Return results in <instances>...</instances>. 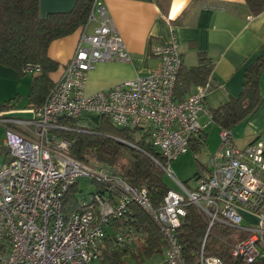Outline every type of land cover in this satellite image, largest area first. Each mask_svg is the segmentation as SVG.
I'll use <instances>...</instances> for the list:
<instances>
[{
	"label": "built area",
	"instance_id": "2783aa9c",
	"mask_svg": "<svg viewBox=\"0 0 264 264\" xmlns=\"http://www.w3.org/2000/svg\"><path fill=\"white\" fill-rule=\"evenodd\" d=\"M151 54L158 63L146 76H136L92 94L85 93L88 72L98 62L130 61L106 7L93 0L76 46L63 71L49 88L41 105L29 118L0 117L4 125L6 160L0 163V264H91L99 261L106 225L136 204L158 226L165 243L160 264H185L178 228L193 205L214 224L244 230L248 235L232 250L243 263L264 259V134L238 147L231 130L220 128V145L209 158L207 175L189 186L175 178L171 161L189 149L190 139L201 131L199 115L211 120L205 97L211 78L177 100L174 88L183 65L173 36L154 43ZM40 71L26 64V74ZM98 115L117 128L147 133L160 158H149L171 176L179 191L170 189L155 206L146 187H134L103 165L90 166L70 154L71 143L59 136L60 117ZM90 119V118H89ZM126 144L132 143L121 140ZM80 177L102 184L105 193L81 201L64 211V199ZM252 216L254 223L246 221ZM246 222L244 224L243 222ZM116 233L121 243L140 244L137 233ZM200 264H224L201 249Z\"/></svg>",
	"mask_w": 264,
	"mask_h": 264
},
{
	"label": "trees",
	"instance_id": "16d2710c",
	"mask_svg": "<svg viewBox=\"0 0 264 264\" xmlns=\"http://www.w3.org/2000/svg\"><path fill=\"white\" fill-rule=\"evenodd\" d=\"M91 2L92 0H77L67 11L49 12L46 16H41L39 0H0V64L23 75L26 74L23 72L26 64L40 67V71L30 74L28 98L34 103V107L44 101L54 82L50 73L58 67V63L48 56L50 43L81 28L87 20ZM245 4L251 14L264 10V0H245ZM263 68L264 57L253 60L246 68L239 95L210 109L211 121L219 128L231 130L238 122L256 112L263 101L259 89ZM209 77L210 59L200 54L196 65H182L174 88L175 98H184ZM13 98L0 103V110L10 108L12 101L16 100ZM81 120H87V124L84 125ZM59 122L67 129H58L56 132L70 141V154L73 158L90 166L103 165L130 185L146 187L155 206L163 203L170 188L164 180L165 173L161 167L147 154L160 158L158 151L152 148L147 133L140 136L136 130L117 128L105 118H100L97 124L88 118L70 117H60ZM121 140L133 145L123 144ZM204 143V136L192 137L189 148L200 149ZM2 148L0 146V150ZM197 178L198 173L195 175V179ZM95 184V190L82 199L76 197L74 191L78 188L73 185L63 201L64 211L77 209L81 201L94 200L95 194L103 195L105 190L102 184ZM207 225V218L202 212L193 205L186 206V215L177 230L185 264H200L201 249L204 255L218 256L224 264H245L232 255V250L248 233L223 224H214L207 230ZM121 229L124 236L134 232L144 241L141 244L121 243L115 236ZM164 247L158 226L136 204L130 202L128 209L106 225L99 248V264H144ZM249 264H264V259H257Z\"/></svg>",
	"mask_w": 264,
	"mask_h": 264
},
{
	"label": "crops",
	"instance_id": "0c3cea01",
	"mask_svg": "<svg viewBox=\"0 0 264 264\" xmlns=\"http://www.w3.org/2000/svg\"><path fill=\"white\" fill-rule=\"evenodd\" d=\"M76 1L39 0V14L46 16L49 12L67 11ZM98 1L110 14L130 55V61L98 62L88 72L86 94L109 89L136 76L148 75L158 63L157 58L151 54L152 44L167 43L174 36L184 66L196 65L200 54L210 59L211 85L205 97V106L210 110L230 97L238 96L247 66L256 58L264 57V10L258 14L249 13L245 0ZM79 32L80 28L50 43L48 56L58 63L57 69L50 73L54 81L59 78L65 63L73 55ZM22 75L0 64V103L20 96V87L16 83L23 80ZM30 83L31 78L28 81L26 99L18 97L19 100H15L17 102L11 100L10 108L0 110V117L31 116L34 103L28 98ZM259 89L263 101L256 112L231 129L238 147H244L264 134V68L259 78ZM198 120L202 128L197 137L204 136L206 144L213 122L203 113ZM217 129L220 128L217 126ZM3 142L4 138L0 144L3 147L0 150V163L7 158ZM245 219L250 222L255 220L250 215H245ZM164 251L165 247L159 252L160 258L156 257L159 253L151 256L150 264L162 263Z\"/></svg>",
	"mask_w": 264,
	"mask_h": 264
},
{
	"label": "rangeland",
	"instance_id": "374dc122",
	"mask_svg": "<svg viewBox=\"0 0 264 264\" xmlns=\"http://www.w3.org/2000/svg\"><path fill=\"white\" fill-rule=\"evenodd\" d=\"M30 77V74H24L21 77L23 80L20 81V83H16V86L20 87V96H18L19 98L26 99V94L29 87L28 81ZM18 97H14L13 100L17 99ZM3 103H5V101L2 100L1 104ZM89 121L91 120L89 119ZM81 123L86 125L87 120H81ZM219 130L217 129L216 124L213 123L209 128L206 144L204 143L200 149L190 147L186 153L180 154L171 161V171L175 178L179 179L181 182L187 183L189 186H194L198 181L195 179L196 173H198L199 176H202L208 172L209 155L214 153L220 145ZM3 138V125L0 123V144ZM1 161L2 156L0 155V162ZM164 180L170 189L176 191L180 190L174 179L168 174H164ZM77 188L78 189H75L74 191L75 195L78 199H82L83 196L88 197L89 193L95 190L96 184L89 177H80L77 183ZM243 223L246 224L245 221ZM160 256L161 253H159L156 257L160 258ZM150 263L151 259H147L145 261V264ZM91 264H98V261L93 260ZM131 264L134 263L131 262Z\"/></svg>",
	"mask_w": 264,
	"mask_h": 264
},
{
	"label": "water",
	"instance_id": "95a60500",
	"mask_svg": "<svg viewBox=\"0 0 264 264\" xmlns=\"http://www.w3.org/2000/svg\"><path fill=\"white\" fill-rule=\"evenodd\" d=\"M89 118H90V120L94 123V124H97V123H99V116L98 115H95V116H89ZM121 143H123V144H126L125 142H123V141H120Z\"/></svg>",
	"mask_w": 264,
	"mask_h": 264
}]
</instances>
